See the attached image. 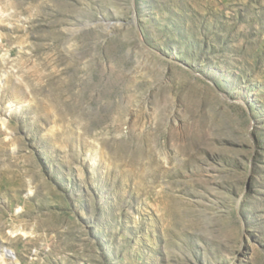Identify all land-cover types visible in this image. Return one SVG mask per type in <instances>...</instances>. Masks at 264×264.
<instances>
[{"label": "rangeland", "instance_id": "rangeland-1", "mask_svg": "<svg viewBox=\"0 0 264 264\" xmlns=\"http://www.w3.org/2000/svg\"><path fill=\"white\" fill-rule=\"evenodd\" d=\"M0 252L264 264V0H0Z\"/></svg>", "mask_w": 264, "mask_h": 264}, {"label": "bare ground", "instance_id": "bare-ground-1", "mask_svg": "<svg viewBox=\"0 0 264 264\" xmlns=\"http://www.w3.org/2000/svg\"><path fill=\"white\" fill-rule=\"evenodd\" d=\"M9 245L13 247V246L16 245V242L11 240V239H9ZM9 251H11V250H9ZM0 254H1V252H0ZM0 261H2V260L0 259Z\"/></svg>", "mask_w": 264, "mask_h": 264}]
</instances>
